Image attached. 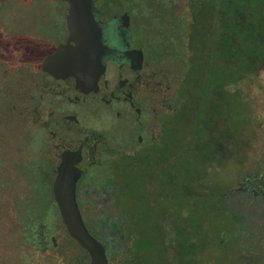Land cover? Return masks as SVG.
<instances>
[{
	"label": "rangeland",
	"instance_id": "1",
	"mask_svg": "<svg viewBox=\"0 0 264 264\" xmlns=\"http://www.w3.org/2000/svg\"><path fill=\"white\" fill-rule=\"evenodd\" d=\"M233 1L140 0L158 47L183 78L178 111L155 130L158 142L94 168L115 176L112 212L132 226L133 264H264V0ZM186 13L189 21L194 16L188 23ZM65 25L53 0H0V45L24 51L18 59L0 51L1 92L13 78L7 65L40 63L44 54L27 53L41 42L47 51L50 42L63 41ZM39 142L22 121L0 123V264L24 257L16 252L19 232L7 223L11 188L36 214L49 207ZM247 177L255 191L241 189ZM46 220L44 231L57 229L55 212Z\"/></svg>",
	"mask_w": 264,
	"mask_h": 264
},
{
	"label": "flooded vegetation",
	"instance_id": "2",
	"mask_svg": "<svg viewBox=\"0 0 264 264\" xmlns=\"http://www.w3.org/2000/svg\"><path fill=\"white\" fill-rule=\"evenodd\" d=\"M95 5L105 45L102 59L109 67L97 91H82L74 76L58 78L43 70L44 58L66 38L50 42L40 63L31 58L20 59L17 68L7 65L13 78L6 94L0 91V123L14 118L34 129L40 139V183H48L52 191L45 214L19 203L14 186L7 194V223L19 232L16 252L24 256L21 264L44 263L45 255V264H91L90 252L69 234L54 196L61 169L69 181L75 180L83 221L103 245L108 264H133L132 226L128 229L112 212L117 206L110 187L115 176L106 170L97 174L95 169L150 150L158 142L155 130L179 108L183 74L162 51L165 47H158L148 9L140 0H96ZM187 16L182 18L186 23L194 17L189 21ZM255 185L247 177L241 189L255 191ZM52 211L57 214V229L44 231L46 215ZM60 236L70 246H63Z\"/></svg>",
	"mask_w": 264,
	"mask_h": 264
},
{
	"label": "water",
	"instance_id": "3",
	"mask_svg": "<svg viewBox=\"0 0 264 264\" xmlns=\"http://www.w3.org/2000/svg\"><path fill=\"white\" fill-rule=\"evenodd\" d=\"M66 2L67 37L42 63L44 71L58 78L74 76L82 91H97L108 75L103 63L105 49L103 30L98 19L96 0H63ZM61 169L54 184V196L69 234L91 256V264H108L103 245L88 231L76 200L75 180H68Z\"/></svg>",
	"mask_w": 264,
	"mask_h": 264
},
{
	"label": "trees",
	"instance_id": "4",
	"mask_svg": "<svg viewBox=\"0 0 264 264\" xmlns=\"http://www.w3.org/2000/svg\"><path fill=\"white\" fill-rule=\"evenodd\" d=\"M229 1L234 2L233 0H229ZM53 5H54L55 8L58 9V13L61 15V17L64 18V23H65V19H66L65 18V15H66L65 13H66V7H67L66 2H64L63 0H53ZM8 34L14 35L13 32L12 33H8ZM1 38L4 39L5 37L1 34ZM7 39L8 40L11 39V36L7 35ZM7 39H4V40H7ZM44 46H45V42H41L39 44V46L33 47L32 49H30V52L27 53V54H29V57H34L33 54H37V53H40V55H42L44 53V50H45ZM0 48H1L0 51L7 50L5 52H11L12 53L11 56H16L17 59H18V56L20 57L19 53H21V55H22L23 52H24L22 48L15 49L16 46H14V44H12L11 42H3V45H0ZM11 56H6V57H2V58H5L3 60H11V62L15 61L16 60L15 57L12 58ZM28 59H30V58H28ZM25 61H27V60H25ZM12 119H14V118H12ZM261 173H260V175L262 176L261 178H264V170H262ZM257 176H258V174H254L253 175L254 178H257ZM12 255H14V252H12ZM16 259L14 260V263L18 264L17 262H19V259L17 257H16ZM3 264H6V263H3Z\"/></svg>",
	"mask_w": 264,
	"mask_h": 264
}]
</instances>
